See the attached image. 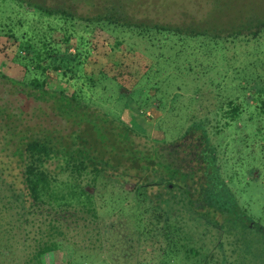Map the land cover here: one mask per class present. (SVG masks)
<instances>
[{"label":"trees","instance_id":"1","mask_svg":"<svg viewBox=\"0 0 264 264\" xmlns=\"http://www.w3.org/2000/svg\"><path fill=\"white\" fill-rule=\"evenodd\" d=\"M68 1L0 0L15 4L25 27L20 35L0 15L1 51L24 68L15 76L0 66V264H80L84 240L114 238L100 224L103 190L134 208L139 242L158 249L151 264H264V225L220 179L215 140L241 121L264 131V4L226 10V1L196 0L172 22L152 17L149 0H94L84 14ZM209 72L205 84L224 88L227 101L201 100L204 116L173 142L103 107L117 94L146 114L173 81ZM195 159L206 162L196 169ZM59 250L68 255L62 263L52 260Z\"/></svg>","mask_w":264,"mask_h":264},{"label":"rangeland","instance_id":"2","mask_svg":"<svg viewBox=\"0 0 264 264\" xmlns=\"http://www.w3.org/2000/svg\"><path fill=\"white\" fill-rule=\"evenodd\" d=\"M48 2L62 3L67 0H46ZM94 0H69L72 5V8L80 13H88L92 11L91 4ZM152 1V5H146L148 12L151 13L152 17L155 18H164L168 21L176 22L185 18L184 8H189L194 10L198 3L196 0H149ZM162 1L164 4L160 3ZM225 3H224V2ZM222 4L226 10H229L231 7L249 4L251 0H223ZM254 1L256 7L264 4V0H252ZM158 2V3H155ZM237 2L236 4H233ZM135 5V4H134ZM186 6V7H185ZM231 6V7H230ZM16 9L13 10L12 8ZM213 7V5H212ZM17 7L14 3H3L0 6V15L3 16L4 20L8 19V16H11L16 22L18 34H22L25 31V27L19 24V19H22V15H18ZM190 14H188L189 17ZM227 15V14H226ZM223 16V19L226 17ZM195 17H202V13H196ZM229 18L230 15H227ZM226 17V18H227ZM185 62V61H184ZM5 65V70L7 72H12L15 76H23L24 68L12 61L9 55H6L5 52L1 51L0 47V66ZM212 75V72H209L204 77H194L193 75L184 76V79H180L177 83L173 81L171 89L161 98L155 102V106L148 107L149 110L145 114L141 111L140 108H136V101L132 98H122L117 94H113L112 100L114 106H109L112 109L107 107V103L104 102V109L113 115L122 116L126 119H133L137 121L139 128L146 134L150 135L153 138L157 139H167V141L177 140L185 132L188 125L192 123V120L196 116L203 117L204 115L201 112H198L199 105L202 101L207 100L206 97L210 99V102L213 100L215 103L220 105L218 98L221 97L223 101H227L223 96L226 93V90L219 92V89H214L213 86L209 88L205 84L209 80V76ZM164 76V75H163ZM187 82V83H184ZM202 83L204 89L201 92H196L194 90L195 83ZM167 85V86H169ZM177 85L182 87L178 89ZM222 90V89H221ZM179 91V93H178ZM177 92V93H176ZM3 92L0 91V95ZM4 95V94H3ZM248 96L250 94L248 93ZM106 94L103 95L101 99H109ZM220 99V98H219ZM155 99L153 98L152 101ZM221 100V99H220ZM255 100L251 99L250 102ZM212 103V102H211ZM213 104V103H212ZM159 105V106H158ZM228 105H224V111L228 108ZM216 116V117H215ZM250 116V111L244 112V117L248 118ZM194 117V118H193ZM213 121L218 120L220 127H224L226 123V118L223 117L222 113L214 112ZM216 123V122H215ZM259 122L255 124L244 123L243 121L238 124L234 123L229 126V128H224L220 134L215 135V140L221 143L219 155L222 156L221 161L225 164V176L227 177L228 184L233 188L238 201L240 204L247 209L248 214L253 216L259 222L264 225V131L259 130ZM257 135V137H256ZM179 140V139H178ZM182 141V140H181ZM180 141V142H181ZM94 192V190H92ZM95 193V192H94ZM114 197L118 198V205L107 202L111 201ZM123 196L120 193H111L108 190L100 191L97 194L96 201L98 202V208H100V224L106 226L111 222H116V215L118 213L117 209L123 208L125 213H127L130 221L133 225L136 224V216L134 212L129 208L130 206L122 205ZM106 201V202H105ZM104 204V206H103ZM122 209V210H123ZM125 216V215H124ZM91 225V224H90ZM131 227L130 223L126 222L124 227ZM92 227V225L90 226ZM119 226H117L118 228ZM88 237V236H87ZM86 237V238H87ZM85 238V239H86ZM95 240V239H94ZM114 239L111 241H106L105 238L102 241L98 242H89L87 239L84 240V245L79 247L77 253L85 254L86 257H80V264H135L136 260H125L123 255L118 254L116 251L117 245H114ZM116 243V242H115ZM116 246V247H115ZM116 251V254H115ZM77 255V254H76ZM76 257V256H75ZM68 255L65 250H59L52 255V260L57 263H62L64 260H67ZM178 262V263H177ZM176 264H193L187 258H182L177 261Z\"/></svg>","mask_w":264,"mask_h":264},{"label":"flooded vegetation","instance_id":"3","mask_svg":"<svg viewBox=\"0 0 264 264\" xmlns=\"http://www.w3.org/2000/svg\"><path fill=\"white\" fill-rule=\"evenodd\" d=\"M207 128H208V133L210 135H213V131L214 132L216 131V130H214L213 125L211 127L207 126ZM209 128L211 129V131ZM188 138H190L189 135H188ZM178 144L181 145V144H185V143L178 142ZM182 153H183L182 156L184 158H181V160H182L181 162L184 164L185 152H182ZM194 153L197 154L196 156H199V150H195ZM196 160L197 159H195V161ZM219 160H220V158H219ZM197 162H198V166L196 169H200L202 167L203 163L206 162V160H203L201 162L199 160H197ZM220 179L221 180L224 179L223 180V181H225L224 185H229L227 182L228 180H227L226 176H224V178H222V176H221ZM119 192H122V190H120ZM130 209L134 210V208H132V206H130ZM117 211H118V213L116 215V218H117L116 222H111L110 224H107V227L109 228L110 233H109V235H106V236H111V237L114 236L113 239L116 242V243L114 242V245L118 244L117 249H116V251L119 252L118 254L123 255V258H125V260H128V261L135 259L136 260L135 264H142L140 262L143 260H147L148 261L147 264H151L152 261L157 260L158 249H156V247H154L153 240L149 239V240H146L144 242L143 241L139 242L140 238H139L137 232H135L136 227L130 221L127 213L121 211V209H119V206H118ZM126 222L130 223L131 227H129L127 225L126 227L122 228L124 226V224H126ZM117 226H119V227L117 228ZM141 243H144V244L141 245ZM116 251H115V254H116Z\"/></svg>","mask_w":264,"mask_h":264}]
</instances>
